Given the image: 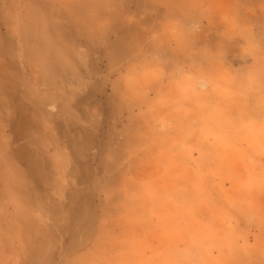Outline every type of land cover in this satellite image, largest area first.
<instances>
[{
	"label": "rangeland",
	"instance_id": "obj_1",
	"mask_svg": "<svg viewBox=\"0 0 264 264\" xmlns=\"http://www.w3.org/2000/svg\"><path fill=\"white\" fill-rule=\"evenodd\" d=\"M0 264H264V0H0Z\"/></svg>",
	"mask_w": 264,
	"mask_h": 264
}]
</instances>
